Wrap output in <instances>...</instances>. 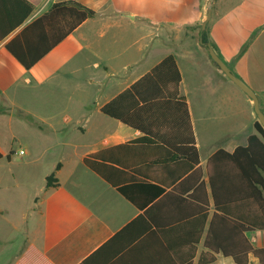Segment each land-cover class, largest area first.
I'll return each instance as SVG.
<instances>
[{
	"label": "crops",
	"instance_id": "0c3cea01",
	"mask_svg": "<svg viewBox=\"0 0 264 264\" xmlns=\"http://www.w3.org/2000/svg\"><path fill=\"white\" fill-rule=\"evenodd\" d=\"M27 1L33 6L28 18L0 38V127L4 123L9 129L13 127L6 148L0 143L2 154L13 151L10 158L0 159V170L11 169L17 155L14 141H18L20 128L27 123L35 126V132L44 140L49 139L58 151L48 161L47 169L39 172L43 186L29 197L32 205L28 209L24 204L21 207L22 220L14 227L18 231L25 223L22 235L16 241L11 237L0 244V251L13 249L3 264H170L163 256L160 234L153 226L148 227L147 221L130 225L120 233L144 210L85 166L83 158L143 135L103 114L100 108L169 54L174 56L181 73L179 91L188 104L199 166L204 167L219 148L231 152L246 144L248 136L255 132L256 120L248 95L246 102L252 109L248 117L250 124L228 125L226 114L217 113L216 118L225 124L215 129L211 143L202 138L196 125L197 119H201L196 106L207 101L216 88H233L199 38L209 0H73L92 8L96 15L79 24L29 69L5 48V43L53 3L69 0ZM207 26L214 50L256 92L264 112V0H213ZM90 58H96L93 67H102L101 79L90 76ZM80 70H88L86 85L74 77ZM95 83L105 91L103 100L92 101L91 105L89 98L74 99L75 91L83 94L89 84ZM75 104L85 106V112L75 113ZM249 125L253 130L247 131ZM159 137L179 143L172 133ZM15 143L24 151L20 156L29 160L32 154L19 142ZM50 148L45 147L44 152ZM117 157L120 160L117 167L122 170L118 183L128 186L136 200L143 202L154 190L151 185L139 183L137 179L143 178L137 170L146 171L151 177L145 180L170 193L169 199L151 213L158 223L166 225L168 216L174 215L172 198L190 193L183 190L179 194L176 188L184 181V176L178 178V175L185 165L143 162L140 150L131 145L119 151ZM52 172L57 185L46 187L45 179ZM4 182L1 177L0 189ZM15 182L20 187L19 181ZM186 184L189 183L182 186ZM25 197L23 194L24 203ZM17 207L16 202L11 205L0 200V216L7 217ZM35 214L37 221L30 225L27 217ZM141 228L144 230L137 236ZM252 233L260 246L262 232ZM104 245L111 246L101 250ZM116 245H131V252L122 259L118 254L106 258L109 248ZM202 250L201 241L194 264ZM228 258L219 253L213 264H228ZM256 261L250 258V264Z\"/></svg>",
	"mask_w": 264,
	"mask_h": 264
},
{
	"label": "trees",
	"instance_id": "16d2710c",
	"mask_svg": "<svg viewBox=\"0 0 264 264\" xmlns=\"http://www.w3.org/2000/svg\"><path fill=\"white\" fill-rule=\"evenodd\" d=\"M32 10L33 6L27 0H0V38L23 24ZM95 15L92 8L73 0L53 3L47 11L23 25L5 43V48L29 69L79 24ZM199 38L203 45L210 44L215 48L208 26L200 30ZM180 82L179 67L174 56L169 54L103 104L100 108L103 114L143 135L89 153L83 163L144 210L120 233L127 231L130 225L147 221V226H153L160 234L164 243L163 256L171 261L170 264H194L201 241L203 250L198 254L196 264H213L219 253L230 257L234 264H250V256L264 264V128L256 119L253 123L255 132L248 136L246 144L238 145L231 152L219 148L209 156L204 167L199 166L188 104L179 91ZM167 133L175 135L174 139L179 143L159 137ZM128 145L140 150L143 162L185 165L178 175V178L184 176V181L176 188L179 194L183 190H190V193L186 197L172 198L170 204L175 207L174 215L168 216L166 225L158 223L151 213L169 199L170 193H164L162 187L145 180L151 177L150 174L137 170L138 176L143 178L137 179L139 183L154 187L143 202L135 199L128 186L118 183L122 170L117 167L120 163L117 155ZM12 154L13 151L5 155L0 152V159L10 158ZM45 182L46 187L57 185L55 173L47 175ZM185 183L189 184L182 186ZM165 226L168 227L165 229ZM142 230L144 228L138 230L137 236ZM254 231L262 232L260 246L249 237ZM109 246L104 245L101 250ZM130 246L110 247L106 258L118 254L122 259L131 252Z\"/></svg>",
	"mask_w": 264,
	"mask_h": 264
},
{
	"label": "rangeland",
	"instance_id": "374dc122",
	"mask_svg": "<svg viewBox=\"0 0 264 264\" xmlns=\"http://www.w3.org/2000/svg\"><path fill=\"white\" fill-rule=\"evenodd\" d=\"M77 60V59H76ZM75 60V61H76ZM96 60V58H90L89 74L91 77L100 78L102 77V67H93L92 64ZM88 71V70H87ZM86 70H80L74 77H76L79 82H82L83 85H86V77L88 76V72ZM233 88L228 86H221L216 88L212 93L208 96L207 101H205L200 106H196L197 112L200 113L201 119H197L196 125L198 128L200 127V133L204 140L212 142L211 140L215 139V129L219 130L220 125H223L228 122V125H234L235 127H240L244 124H250L249 114L252 109L246 102L248 98L247 94L239 88L232 80L227 79ZM75 82V80H74ZM85 89V88H84ZM105 91L99 86L97 83L89 84V88L87 92L83 94L78 91L74 92V99L77 98H89L92 101L95 100H103ZM85 106L82 107L77 106L75 104V113L78 110L79 113L85 112ZM224 112L225 123H220V119L216 118V114H221ZM257 119V117L255 116ZM9 125L4 123L3 126L0 127V143L3 148H6L8 144L9 135L13 129L11 127L8 128ZM16 131L18 130L17 126L15 127ZM253 130L252 125L247 126V131ZM35 126H31L29 123L25 125V127L20 128V137L16 139L18 141H14V148L17 150V155L13 158L12 167L10 170H0V178H4L5 182L3 188L0 189V200L3 203H10L11 205L16 202V206L19 205L16 209H12L9 212L7 217L0 216V244L8 238L14 237L13 241L17 240V236L22 235L23 230L25 229V223L19 226V230L17 231L14 227V224H18L21 222V207L26 206L27 209L32 205V200L29 199L31 194L35 192L37 189L42 188V181H40L39 172H43L47 169L48 161L54 155L55 151H58L52 144L49 139L44 140L38 132H35ZM48 140V143H47ZM19 142L20 146L26 148L32 156L29 160L25 161L23 156L19 154ZM46 142V143H45ZM51 147L44 152V148ZM47 160V161H46ZM25 161V162H24ZM13 174V175H12ZM19 181L20 187L16 185V182ZM23 194L25 197V203L22 201ZM20 195V199L18 196ZM14 200V202H13ZM30 210V209H29ZM37 215L27 217L29 224H33L36 220ZM249 237L256 245V234L249 233ZM20 243L17 242V246ZM1 246V245H0ZM11 249H3L0 251V264H3V260H7V258L11 255ZM13 250V249H12ZM254 261L255 258L250 256ZM228 264H234L232 259L228 258ZM252 264H259L257 261Z\"/></svg>",
	"mask_w": 264,
	"mask_h": 264
},
{
	"label": "water",
	"instance_id": "95a60500",
	"mask_svg": "<svg viewBox=\"0 0 264 264\" xmlns=\"http://www.w3.org/2000/svg\"><path fill=\"white\" fill-rule=\"evenodd\" d=\"M212 2L213 0H209L207 12H206V18L201 25L202 29H205L207 27V22L210 19ZM207 50L209 52L210 57L219 66V68L225 73V75L229 79H231L239 88H241L251 98L255 116L257 117L258 121L261 123V125L264 128V112L262 111L260 107L259 98L256 92L253 89H251L239 76H237L231 70V68L227 65V63L217 54V52L214 50V48L210 44L207 46Z\"/></svg>",
	"mask_w": 264,
	"mask_h": 264
},
{
	"label": "built area",
	"instance_id": "2783aa9c",
	"mask_svg": "<svg viewBox=\"0 0 264 264\" xmlns=\"http://www.w3.org/2000/svg\"><path fill=\"white\" fill-rule=\"evenodd\" d=\"M19 154H23L24 153V151H23V149H19Z\"/></svg>",
	"mask_w": 264,
	"mask_h": 264
}]
</instances>
